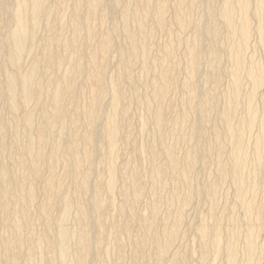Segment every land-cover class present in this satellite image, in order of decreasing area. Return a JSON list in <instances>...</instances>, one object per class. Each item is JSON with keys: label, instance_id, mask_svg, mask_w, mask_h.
<instances>
[{"label": "bare ground", "instance_id": "obj_1", "mask_svg": "<svg viewBox=\"0 0 264 264\" xmlns=\"http://www.w3.org/2000/svg\"><path fill=\"white\" fill-rule=\"evenodd\" d=\"M66 1L69 0H61L59 6L44 7V0H0V22L4 23V27H0V54L3 59V63L0 62V98H4L2 110L8 114V119H4L2 114L0 115V226L6 227L10 231L9 234L11 233L10 237L8 236L0 242V264H86L87 258L95 255L97 250H94V247L103 235L102 217L109 212V208H114L112 206L114 198L112 199V197L115 196L111 197V193L119 175L114 162L117 157L115 146L121 139L118 136L119 130H122L119 129V118H123L129 106L125 104L123 97L125 71L134 61L140 59V56L142 57L140 63L143 74L146 72L145 75H147L152 68L156 69L155 73L153 72L150 76L151 78L145 79V84L147 83L151 87V94L142 96V98L138 97L146 107L148 120L154 126V130L158 131H156V138L153 142L152 140L151 142L143 141V143L145 142L144 145L142 144L143 148L151 158L162 159L160 165L151 168L153 172L150 171V173L153 174H149L153 177L150 176L149 179L153 178L151 182L160 186L163 171L168 170L169 173L170 170L174 174V180L176 179L180 184L179 187H183L185 191L181 194L176 192L177 194L175 193L170 198L172 202L176 198L180 203V209L175 212L178 215L175 217L181 218L182 207L190 202L195 194L208 191L203 189L204 186L202 188L195 186L196 189L192 190L191 172L193 167L198 163L206 162L207 159H214L215 163L213 164H215L218 174L216 179L219 181L218 177L229 176L228 179L234 189V204L241 211V217L246 221L244 223L246 225L244 238H241L243 241L242 258L240 259L234 245L228 244L227 247L225 246L226 250L223 248L225 250L224 264H264V183L262 182V178H264V107H259V103L256 101L257 89L264 83V0H173L172 24L166 22L168 17L165 18L170 0H129V4L123 5V0H75L71 4L69 15H66L63 10ZM117 6H121L119 11L116 10ZM198 7L200 8L198 20H196L197 18L192 19L191 14L198 11ZM108 14L112 17V23L105 26ZM147 18H151L150 21H152L149 26L146 24ZM172 25L177 30L189 31L185 41L180 38V33L179 37L170 38V34L173 33ZM40 27L44 30L42 36L37 35V30ZM219 27L224 30L223 35L226 36V42L230 43L229 46L231 45L228 59L232 63L231 67L227 66L230 68L227 72L223 71L224 68L221 69L223 64L221 68L218 65L224 50L220 46L222 41L219 43L216 41L220 32ZM64 29L69 31L66 36H64L66 33ZM156 30H161V33L163 31L168 38L162 43L161 51L154 54L153 59L148 60L151 49V47L149 48L150 44L148 45V39L151 37L148 38V36ZM208 37L210 44L205 46V39ZM221 37L220 39H222ZM251 38L253 42L250 41ZM226 42L224 43L226 44ZM181 44H183L182 52L178 55L177 48ZM248 49H251L252 54L259 53L257 55H260L261 63L254 60V55H250L253 58L249 56L244 60L246 57H242L241 54L246 53ZM112 53L116 54L118 69L115 76L108 77L110 74L106 75V62L111 59ZM205 54L208 56L204 57L208 60L210 71L202 77L200 76L199 83H196V80L193 83L192 78L195 79V76L200 74V62ZM22 59L27 60V67L23 66ZM111 61L113 62V60ZM181 61L187 67V74L184 72L186 76L184 75L185 78L181 79L178 86L187 96L183 100V112L179 111V114L182 113L179 117L182 120L179 121L177 117L173 119H170V116L167 117L163 103L168 93L172 89H176L175 73L177 74V71L174 73V70ZM230 61L225 63H230ZM224 75L228 78V83L225 84H229V88L227 86V92H223V96L225 94L224 101L222 99L223 105L217 111L219 113L218 120L216 119L217 121L212 127L211 139L214 141L215 148H212L213 150L200 149L199 143L201 144L203 138L204 118L209 111L219 108L220 104L216 99L217 94L215 95L214 88ZM242 75L250 83V89L248 90L247 87L248 91L243 97H241ZM225 76L224 78H226ZM246 79L245 81H247ZM130 84L133 87L132 82ZM207 84L209 85L207 86ZM224 87L226 86L224 85ZM180 89L178 90L180 91ZM262 93L264 94V92ZM134 94L135 92L132 95L134 96ZM82 95L86 99L80 103L79 97ZM220 95L222 96L221 93ZM240 101H242L241 105L242 103L244 105L241 107L243 113L240 112L243 115L237 118L238 111L236 112V109ZM190 116L192 119L190 118L189 121L188 117ZM144 119L146 121L147 118L144 117ZM120 120L122 121V119ZM142 123H144L143 120ZM184 123L187 124L186 127H184L186 125ZM218 123L221 129H219ZM176 128L179 133L174 138L171 132ZM126 129H128L127 125ZM125 130L122 132L124 133ZM19 137L21 138L20 142H18ZM126 138L123 137L122 140L126 142ZM175 139L190 143L189 149L183 150L185 154L183 157L181 156L182 158L175 155L174 148L177 144ZM226 143L230 145V151H227V160H225L227 162L221 159L225 153ZM17 144L21 146L20 152H16L17 150L14 148ZM140 148L141 146L138 149ZM156 160L155 163H157ZM98 161L104 163V171L107 173L105 178L107 177V179L102 181V178L99 179L95 172L94 179L98 178V180L92 182L90 177L96 171L95 163H99ZM248 167L251 168L248 169ZM131 171L128 168L125 173L134 179L135 175ZM59 173L70 179L72 192H69L71 193L67 192L68 187L66 191L64 190L65 179L62 182L61 177L58 178ZM166 175L168 174L166 173ZM38 176H41L42 179V187H38L41 188L44 200L40 198L43 201L39 200L41 202L38 201L37 205L34 204L35 215L41 226L38 234H35L32 231L34 226L32 227L31 222L33 220L31 207L34 198L36 199L35 185L37 184L35 179ZM119 177L118 180L121 178ZM125 178L127 177L125 176ZM163 178L166 176L164 175ZM138 179L135 178L136 181ZM125 190L122 188V192ZM209 190L210 192H207L206 196L209 197L208 200L211 203L210 214L212 217L214 203L216 204V201L214 202L216 191L213 187ZM140 192V188L135 186L132 187L130 195L133 196V199H137ZM58 193L61 194L58 196L59 198L56 197ZM173 193L171 192V194ZM256 195L259 201L261 199L260 203L258 200L256 203ZM259 195L262 196L260 199ZM159 197L154 196L151 202L149 210L151 222L145 221L142 219L143 217L138 218L139 220L136 219L142 221V228H146L145 234L138 235L134 233V230L132 232L131 223H123L125 225H120V227L116 225L117 227L114 229L117 235L114 238L115 246L113 247L118 255L120 254L118 244L120 236L118 235L124 234L125 239L126 236L129 238L133 246L131 248H134L133 251L141 254L146 252V249H150L156 259L154 264H161L162 257L167 255L171 243L176 239L177 231L176 227L169 226L166 221L162 222L163 224L159 223V233L156 231L157 229H154L155 225L153 226V224L158 217L156 215L158 205H160L159 201H161ZM122 199L117 202L120 204H116L115 207H118L117 214L126 216L125 213H128L129 208H127L128 198L127 201ZM52 207H56V211H58L56 212L57 217H54L55 220L50 216ZM69 207H73L74 211H72L75 212L72 221L75 222L76 227L73 226V228H71L73 223L70 224V227L66 224ZM233 208L234 205L232 212ZM220 211L222 210L220 209ZM136 213L129 210L128 216L132 218L131 220ZM218 218L212 224L200 222L194 231L198 237L197 240L199 239L201 247H203V261L208 256L214 260L224 245H222L224 234L220 225L217 226L220 217ZM103 221L105 223L107 220ZM112 251L111 253L114 255ZM96 259L98 258L96 257ZM103 260L101 261L103 262ZM181 262L179 263L183 264V261ZM114 264H122V262L116 261Z\"/></svg>", "mask_w": 264, "mask_h": 264}, {"label": "rangeland", "instance_id": "obj_2", "mask_svg": "<svg viewBox=\"0 0 264 264\" xmlns=\"http://www.w3.org/2000/svg\"><path fill=\"white\" fill-rule=\"evenodd\" d=\"M7 1H10V0H7ZM52 1V2H51ZM72 1V2H71ZM75 0H69V1H66V5H64L63 6V10H64V12H66L65 14L66 15H69V13L71 12V4L74 2ZM126 1V2H125ZM131 1V0H130ZM129 0H123V2H122V5L123 4H129L128 2H130ZM173 0H170V4H169V6H168V8H167V10H166V15H165V18L166 17H168V18H166V22H169L170 24H172L171 22H172V13H173V11H174V9H173V2H172ZM68 2V3H67ZM57 3V4H56ZM172 3V4H171ZM61 4V0H44V7H50V6H52V5H56V6H59V5ZM171 7V8H170ZM121 8V6H117V8H116V10L117 11H119V9ZM65 9H67V10H65ZM69 9H70V11H69ZM198 9V11L196 10L195 11V13L193 14H191V17H192V19L194 18H197L198 17V14H199V7L197 8ZM172 12V13H171ZM198 12V13H197ZM68 13V14H67ZM172 14V15H171ZM109 14H108V19H107V21L105 22L106 24H105V26H107V24H108V26L109 25H111V23H112V17L110 16V19H109ZM151 20V18H147L146 19V24L149 26V24L152 22V21H150ZM196 20H198V18L196 19ZM195 20V21H196ZM111 21V22H110ZM2 25V26H1ZM148 26H146V27H148ZM0 27H4V23H2V22H0ZM220 29H218L220 32H219V34H218V39L216 40V41H218V43L220 42V41H222V42H220L221 43V45L220 46H222L221 48H222V55H221V58L219 59V61H218V65H219V67L221 68L223 65V67L221 68V69H223L224 68V72H227L230 68H227V66L228 67H231V61L228 59L229 58V56H228V51L231 49V45L229 46V44L230 43H227L226 42V36L225 35H223L224 34V30L223 29H221L222 27H219ZM171 29H172V32L173 33H171L170 34V38H174L175 36H180V34H181V36H180V38L181 39H183L184 41H185V39L187 38V36L189 35V31L188 30H177L176 28H175V26L174 25H172L171 26ZM174 29H176L175 30V32H174ZM65 30L66 29H64V32H65ZM158 31H159V33H158ZM179 31V32H178ZM184 31V32H183ZM63 32V33H64ZM68 32V33H67ZM187 32V33H186ZM41 33V34H40ZM180 33V34H179ZM44 34V30H43V28H38V30H37V35L38 36H42ZM69 34V31L68 30H66V33L64 34V36H66V35H68ZM173 34V35H172ZM179 34V35H178ZM185 34H186V36H185ZM151 35V36H150ZM149 36H148V38L149 37H151V38H149L148 39V45H149V48L151 47V49H150V56H151V54H152V56L150 57V56H148V60H151V59H153V56H154V54L156 55V54H158L160 51H161V49L160 48H163V44L162 43H164L165 42V40L168 38V36H166L165 34H164V32L162 31V33H161V30H156V31H154L152 34H150ZM222 38V39H220V37ZM163 37V38H162ZM165 37V38H164ZM223 37H225V38H223ZM160 38V39H159ZM210 38L208 37V38H206L205 39V46H208L209 44H210V40H209ZM220 39V40H219ZM150 40V41H149ZM159 42H158V41ZM224 40V41H223ZM250 41H252L253 42V39L251 38V40ZM224 42H226V44L224 43ZM251 42V43H252ZM156 43V44H155ZM153 44V45H152ZM207 44V45H206ZM154 46V47H153ZM159 46V47H158ZM226 47V50H225V47ZM229 46V47H228ZM182 47H183V44H181L178 48H177V53H178V55H180L181 54V52H182ZM154 52H153V51ZM157 50V51H156ZM159 50V51H158ZM152 52V53H151ZM224 52V53H223ZM227 52V53H226ZM246 52V51H245ZM258 53V52H257ZM257 53L255 52V53H251V49H248V51L246 52V53H244L243 52V54H241L242 55V57L244 56V57H246L244 60H246V59H248L249 58V56L250 55H254L253 57H254V60H256L257 62L258 61H260V63H261V57H260V55L258 56L257 55ZM224 54V55H223ZM245 54V55H244ZM247 54H249V55H247ZM259 54V53H258ZM113 55V56H112ZM112 55H111V59L110 60H108L107 62H106V75L108 76L109 74V76L108 77H113V76H115L116 74H117V69H118V67H116L117 65H116V54H114V53H112ZM208 57L206 54L205 55H203L202 56V58H201V62H200V67H199V71H200V74L199 75H197L198 76V80H197V76H195V79L194 78H192V81H193V83H195V80H196V83H199V80H201V78H200V76L202 77L203 75H205V74H207V72H209L210 71V68H209V64H207L208 63V60H207V58H205V57ZM226 58H225V57ZM252 56H250V57H252ZM112 57H114V58H112ZM252 57V58H253ZM256 57V58H255ZM2 58V55L0 54V62L1 63H3V59H1ZM142 57L140 56V59L138 58V63H137V61H134L133 63H132V65L130 66V68L128 69V70H126L125 71V78H124V80H125V84H123V97H124V102H125V104L128 106V109H129V111H128V109H126V111L127 112H125L126 114L125 115H123V118H119V129H122V130H119V132L121 133H118V136H119V138H121L120 139V141H118V143L120 144H118L117 143V145L115 146L116 148H115V152H116V158H115V166H116V170L119 172V175L118 176H120L119 178V180H118V176H117V181H116V184H115V187H114V190L112 191V193H111V197L112 196H115V197H112V199H113V204L114 205H112L114 208L113 209H111V208H109V212L106 214V215H104L103 217H102V227L104 228H102V230H103V237L101 236V239L96 243V245H95V247H94V250H97V252L95 251V255H93L91 258L89 257V258H87V260H86V264H114V263H116V261L117 262H122V264H142V263H144V264H154V263H156V259H155V257H154V255H153V253H152V251L150 250V249H146V252L144 251V252H142L141 254L140 253H137L135 250L133 251V249L134 248H131V247H133L132 245H131V243H130V240H129V238H127V236H126V239H125V237L123 236L124 234H119L118 236H120L119 237V239H118V244H119V248H120V254L118 255L117 253H116V249H114L115 247H113V246H115L114 245V243H115V237H116V231H115V229L114 228H116L117 226L118 227H120V225H125L126 223H131L132 225H131V227H132V232H133V230H134V233H137L138 235H143V234H145L144 233V231H146L145 229L146 228H142V221H138L139 219L138 218H142V219H144L145 221H148V222H151V220H150V206H151V202H152V199H153V197L154 196H160L159 197V200H161V201H159V204L160 205H158V210H157V215H156V217H157V219H155V222H154V224H153V226H154V229L159 233V228H160V224H163L162 222H167V223H169V226H173V227H176L175 229H176V231H177V236L175 237L176 239H174L173 240V242L175 241V243H171L172 245L170 246V248L168 249V251H167V255L165 254L163 257H162V259H161V261H160V263L161 264H180V263H182L181 261H183V264H185V262H186V264H206V262H207V264H224L225 263V250H226V247H227V245L229 244V245H234V247H235V249H236V251L238 252V255H239V257H240V259L242 258V256H243V241H242V239L244 238L243 236H244V229H245V224L244 223H246V221H245V219H243V217H241L242 216V213H241V211L235 206V204H234V189H233V186H232V184H231V181H230V179H228L229 178V176H225V178H224V176L223 177H218V179H219V181L216 179L217 178V176H218V174H217V170L215 169L216 168V166H215V164H213V163H215L214 162V159H207L206 160V162L204 163V162H202L201 164H196L194 167H193V169H192V172H191V183L193 184V185H191V188H192V190L193 189H196V188H198V187H200V188H202V186H204L203 187V189L205 188V189H207L208 191L207 192H210V188L211 187H213L214 189H215V191H216V193H215V200H214V202L216 201V204L214 203V212H213V214H212V217H211V214H210V208H211V203H210V201L208 200V198L209 197H207L206 195L208 194L207 192H202V194L201 193H198V194H195L194 196H193V198H192V200L190 201V202H188L187 204H185L184 206L186 207H182L183 209L181 210L183 213H181V218H176L175 216L176 215H178L177 213H175V212H177L179 209H180V203L178 202V200L175 198V200H173V202H172V200L170 199L171 198V196L172 195H174L176 192H178V194H181V193H184L185 191H184V188L183 187H179L180 186V184L178 183V181H176V179L174 180V174L169 170V173H168V170L165 172V171H163V173H165V174H163L162 173V176L164 177V175L166 176V178H163L162 177V182H161V184H160V186H157V185H155L154 184V182H151L152 181V179L153 178H151V179H149L150 178V176L151 177H153V175H150V174H153L152 172H153V168L157 165H160V163H161V161H162V159H159V158H157V160L156 159H153V158H151L150 156H149V154L147 153V151L143 148V145H144V143L146 142V141H150L151 142V140H152V142H153V140H154V138H156L155 136H156V134H157V130H154V126H152V124H151V122H150V120H148V117H147V115H146V113H147V111H145L146 110V107H145V105L143 106V102H142V100L141 99H139L138 97H140V98H142V96H149L150 94H151V87L150 86H148V84L146 83L145 84V79L146 78H148V77H150L152 74H153V72L155 73V71H156V69L154 68H152L150 71H149V73H147V75H145L146 74V72H144V74H143V70H142V68H141V59ZM144 58V57H143ZM223 59H224V62H222L223 61ZM226 59V60H225ZM2 60V61H1ZM111 60H113V62L111 61ZM206 60V61H205ZM230 61V63H225V62H229ZM24 61V62H23ZM205 61V62H204ZM22 64H23V66L24 67H27V65H28V63H27V60H24V59H22ZM115 62V63H114ZM136 62V63H135ZM109 63H111V64H109ZM135 63V64H134ZM115 64V65H114ZM140 64V65H139ZM221 64V65H220ZM223 64V65H222ZM227 64V65H226ZM135 65V66H134ZM182 65V66H181ZM183 64V62L181 61L180 63H179V67L178 66H176V68H177V70H176V68H175V70H174V73H175V71H177V74L175 73V77H176V80H177V86H176V89L174 88V89H172L171 90V92H169L168 93V95H167V97H166V99H165V101H164V103H163V105H164V108H166L165 109V113H167L166 115H167V117L169 118V116H170V119H173V118H175V117H177L178 119H179V121H181L182 120V118L180 119L179 117H181V114L182 113H180L179 114V111L181 112L182 110H184V104H183V100L185 99V96H187L186 95V93L184 92V91H182V89H180V87L178 86L180 83L179 82H181L184 78H185V76H186V74H187V67H185L186 65H184ZM133 66H134V68H133ZM138 66H140V67H138ZM114 67H115V71H114ZM182 67H184L185 69H183ZM203 67H205V68H203ZM133 68V69H132ZM140 68V69H139ZM179 68V69H178ZM207 68V69H206ZM131 69H132V71H131ZM136 69V70H135ZM227 69V70H226ZM155 70V71H154ZM179 70V71H178ZM184 70V71H183ZM226 70V71H225ZM111 71H112V73H111ZM140 71H141V75H140ZM152 71V72H151ZM206 71V72H205ZM179 72V73H178ZM186 74H185V73ZM203 72V73H202ZM115 73V74H114ZM130 74V77H129V74ZM151 73V74H150ZM202 73V74H201ZM179 74V75H178ZM185 75V76H184ZM147 76V77H146ZM178 76V77H177ZM225 76V75H224ZM224 76L221 78L222 80H220L219 81V83L215 86V90H214V92H215V95H216V99L219 101L218 103L220 104L219 105V108H218V110L216 109H213V111L211 110V111H209L208 112V114L206 115V118H204V122H203V138H202V140H201V144L199 143V147H201L200 149H202V148H204V149H211V150H213L214 148H215V146H214V141L211 139L212 138V127H213V124H214V122H216L217 120H218V112L217 111H219V109H220V107L223 105V101H224V96H225V94H224V96H223V92L224 93H226L227 92V86H228V88H229V84L227 85V84H225V83H228L227 81H228V78L226 79V78H224ZM243 77H241V97H243L244 96V94L250 89V83L248 82V80L246 79V78H244V75H242ZM137 77V78H136ZM141 77V78H140ZM145 77V78H144ZM143 78V79H142ZM151 78V77H150ZM178 78V79H177ZM243 78V79H242ZM1 79V78H0ZM129 79V80H128ZM136 79V80H135ZM141 79V80H140ZM182 79V80H181ZM194 79V80H193ZM245 79L247 80V81H245ZM138 80V81H137ZM244 80V81H243ZM138 82V84H137V82ZM139 81H140V84H139ZM127 82V83H126ZM132 82V86L133 87H131V83ZM143 82V83H142ZM135 85H134V84ZM248 83V84H247ZM128 84V85H127ZM219 84H220V87H219ZM130 85V86H129ZM137 85V86H136ZM140 85H141V87H140ZM144 85V86H143ZM209 84H207V86H208ZM224 85L226 86V87H224ZM135 86V87H134ZM245 86V87H244ZM264 83L263 84H261L260 86H259V88L257 89L258 91L256 92V101H258V106L260 107H264V94L262 93V92H264ZM127 87H128V89H127ZM226 88V89H224V88ZM247 87H248V90H247ZM125 88H126V90H125ZM135 88H136V90H135ZM219 88V89H218ZM245 90H244V89ZM263 88V89H262ZM137 89H138V91H137ZM178 89H180V91L178 90ZM130 90H132V91H130ZM150 90V91H149ZM176 90V91H175ZM219 90V91H218ZM224 90H226V91H224ZM263 90V91H262ZM130 93H129V92ZM221 91V92H220ZM135 92V94H134V96L132 95L133 93ZM180 92V93H179ZM219 92V93H218ZM243 92V93H242ZM259 92V93H258ZM149 93V94H148ZM220 93L222 94V96L220 95ZM131 94V95H130ZM138 96H137V95ZM185 94V95H184ZM262 94H263V96H262ZM129 95H130V97H129ZM135 95H136V97H137V99H136V97H135ZM259 95H261L262 97L260 98V96ZM182 96H184V97H182ZM81 97H82V100H81ZM81 97H79V101H80V103H82V102H84L85 101V99H86V97L84 96V95H82ZM134 97V99H132ZM171 97V98H170ZM222 97V98H221ZM84 98V99H83ZM168 98H169V100H168ZM183 98V99H182ZM219 98V99H218ZM261 99V101H260V99ZM128 99H129V101H128ZM136 99V100H135ZM179 99H180V101H179ZM182 99V100H181ZM222 99H223V101H222ZM132 100H135V101H132ZM140 100V101H139ZM168 100V101H167ZM178 100V101H177ZM221 100V101H220ZM1 101H2V103H1ZM263 101V102H262ZM4 98L2 97V98H0V115L2 114V116L4 117V119H8V114H6L5 113V111L4 110H2V108H3V106H4ZM127 102V103H126ZM130 102V103H129ZM135 102V103H134ZM167 102V103H166ZM241 102L242 101H240V104L238 105V108L236 109V112L238 111V113H236V117L238 118V116H239V118L243 115V114H241L240 112H242L243 113V108H241V107H243L244 105H243V103H242V105H241ZM142 103V104H141ZM131 104V105H130ZM133 104H135V105H133ZM262 104V105H261ZM165 105H166V107H165ZM180 106V107H179ZM133 107V108H132ZM241 109H240V108ZM240 109V110H239ZM134 111V112H133ZM136 111V112H135ZM178 111V112H177ZM140 112V113H139ZM183 112V111H182ZM172 113V114H171ZM177 113V114H176ZM240 113V114H239ZM133 114V115H132ZM238 114V115H237ZM129 115V116H128ZM140 115V116H139ZM180 115V116H179ZM208 115H209V117H208ZM211 115H212V117H211ZM5 116H7L6 118H5ZM126 117V118H125ZM144 117L145 118H147L146 119V121H145V119H144ZM125 118V119H124ZM192 119V117L190 116V117H188V120L190 121L191 119ZM209 118V119H208ZM120 119H122V121L120 120ZM213 119H215V120H213ZM217 119V120H216ZM124 120V121H123ZM126 120V121H125ZM142 120H143V122L145 123V125H144V123H142ZM185 121V120H184ZM146 122H147V124H146ZM148 122H150V123H148ZM125 123V124H124ZM141 123V124H140ZM120 124H122V125H120ZM184 124H186V123H184ZM183 124V125H184ZM208 126H207V125ZM126 125H127V127H128V129H126ZM140 125V126H139ZM218 126H219V129H221V127H220V125H219V123L217 124ZM187 126V124L186 125H184V127H186ZM211 126V127H210ZM121 127V128H120ZM123 127V128H122ZM137 127V128H136ZM143 127H145V128H143ZM129 128H130V130H129ZM83 129V128H82ZM126 129V130H125ZM139 129H140V131H139ZM153 129V130H152ZM123 130H125L124 131V133L122 132ZM178 129L176 128V129H174V131H172L171 133H172V137H176L175 135H178V131H177ZM127 131V132H126ZM154 131V132H153ZM157 131V132H156ZM177 131V132H176ZM206 131V132H205ZM129 132V133H128ZM253 132H254V130H253ZM151 133V134H150ZM174 133V134H173ZM177 133V134H176ZM123 134V135H122ZM124 135H126V136H124ZM128 135H129V138H128ZM140 135V136H139ZM145 135V136H144ZM154 135V136H153ZM151 136V137H150ZM153 136V137H152ZM123 137L124 138H126V142H125V140L123 141L122 139H123ZM143 138H145V139H143ZM150 138V139H149ZM18 142H20L21 141V138L19 137L18 138ZM139 140V141H138ZM142 140V141H141ZM175 140H177V144H176V146H175V148H174V152H175V155L176 156H178V158H182L184 155L183 154H185L184 153V151H186V150H188L189 149V147H190V143L188 142L187 143V141H181L180 139V141L178 140V139H175ZM143 141H145L144 143H143ZM206 141V142H205ZM212 141V142H211ZM181 142V143H180ZM124 143V144H123ZM133 143V144H132ZM140 143V144H139ZM211 143V144H210ZM130 144V145H129ZM139 144V145H138ZM143 144V145H142ZM207 144V145H206ZM16 145V144H15ZM178 145V146H177ZM121 146V147H120ZM133 146V147H132ZM141 146V148L140 149H138L139 147ZM225 153H224V156H222L221 157V159L223 160V161H225V160H227V155H228V152L230 151V145H229V143L227 144H225ZM21 146L20 145H18L17 144V146H14V148L17 150H15L16 152H20L21 151V148H20ZM135 147H137L136 149H135ZM121 148V149H120ZM182 148H184V149H182ZM213 148V149H212ZM141 149H142V151H141ZM203 149V150H204ZM144 150V151H143ZM184 150V151H183ZM142 153H141V152ZM228 151V152H227ZM118 152V153H117ZM122 152V153H121ZM144 152H145V154H144ZM143 154V155H141V154ZM249 154H250V152H249ZM139 155V156H138ZM138 156V157H137ZM149 156V157H148ZM182 156V157H181ZM224 158H226V159H224ZM152 159V160H151ZM138 160V161H137ZM155 160H156V162L157 163H155ZM103 162H104V160H102ZM153 161V162H152ZM213 161V162H212ZM99 162V161H98ZM150 162V163H149ZM225 162H227V161H225ZM100 163V164H99ZM99 163H95V170L96 171H94V173L93 174H91L92 176L90 177V179H91V181L93 182V181H96V180H98V178L99 179H101L102 181H104V180H106L107 179V177L105 178V175L107 176V173H105L106 171H104L105 170V168H104V163H102L101 161L99 162ZM151 164V165H150ZM97 166V167H96ZM118 166V167H117ZM127 166V167H126ZM131 166V167H130ZM147 166V167H146ZM149 166H150V168H149ZM152 166V167H151ZM198 166V167H197ZM101 167V168H100ZM146 167V168H145ZM120 168V169H119ZM128 168H129V170L135 175V178L137 179V178H139L138 179V181H136L135 180V178L134 179H132V178H130V176L128 177V175L125 173L126 171H128ZM152 168V169H151ZM214 168V169H213ZM251 167H248V169H250ZM137 169H139V170H137ZM144 169V170H143ZM197 169H200V170H197ZM120 170H122V171H120ZM197 170V171H196ZM213 170V171H212ZM99 173H98V172ZM150 171H152L151 173H150ZM216 171V172H215ZM97 174H96V173ZM103 172V173H102ZM101 173V174H100ZM150 173V174H149ZM166 173L168 174V175H166ZM208 173V174H207ZM210 173V174H209ZM215 173V174H214ZM62 173H59V176H58V178L60 179V177H61V181L63 180L64 181V179H65V181L63 182L64 183V190L66 191V188H67V192H69V191H71L72 192V190H71V188H72V186H71V183H70V179L67 177V176H65L64 174H63V176L61 175ZM97 175V177L98 178H95L94 179V177H96V175ZM98 174H100V175H98ZM103 174V175H102ZM138 174H140V175H138ZM171 174H172V177H170L171 176ZM217 174V175H216ZM61 175V176H60ZM122 175V176H121ZM216 175V176H215ZM101 176V177H100ZM125 176L127 177V178H125ZM137 176V177H136ZM193 176V177H192ZM201 176V177H200ZM39 177V178H38ZM38 177H36V179H35V183L37 184V185H35V187H36V199L34 198V202H33V205H32V207H31V213H33V215L31 214V218L33 219V220H31V222H32V227L34 228H32V231L35 233V234H38V231H40V229H41V226H40V224H38V222H39V220H37V216L35 215V213H36V208H35V205H37V203H38V201L39 200H41V201H43L44 199V195L42 194V191H41V188H39L41 185H42V179H41V176H38ZM142 179H141V178ZM168 177V178H167ZM227 177V178H226ZM126 179L125 181H124V179ZM202 178V179H201ZM221 178H222V180L224 181V183H223V181L221 180ZM67 179V180H66ZM94 179V180H93ZM129 179V180H128ZM167 179V180H166ZM225 179H227V180H225ZM136 182H135V181ZM140 180V181H139ZM169 180H171L172 181V183H171V181H169ZM175 182H174V181ZM202 180V181H201ZM216 180V181H215ZM119 181H120V183H119ZM145 181V182H144ZM193 181V182H192ZM218 181V182H217ZM230 181V182H229ZM39 184H38V183ZM69 182V183H68ZM130 182V183H129ZM210 182V183H209ZM216 183V185H215V183ZM262 182L264 183V178H262ZM66 183V184H65ZM144 183V184H143ZM212 183V184H211ZM218 183V184H217ZM123 185V186H121L122 188H123V190H125V186H126V192L124 191V192H122V188L120 187V185ZM133 184V185H132ZM155 186H154V185ZM162 184H163V187H162ZM165 184V185H164ZM209 184V186H207ZM69 185V186H68ZM118 185V186H117ZM140 185V186H139ZM147 185V186H146ZM152 187H151V186ZM39 186V187H38ZM131 186V187H130ZM139 187L140 188V190H141V192H140V195H139V197L136 199V198H134L133 199V196L132 195H130L131 193V190H132V187ZM150 186V187H149ZM154 186V187H153ZM158 188H157V187ZM195 186H196V188H195ZM206 186V187H205ZM42 187V186H41ZM116 187L119 189H117L116 190ZM141 187H142V189H141ZM162 189H161V188ZM221 187V188H220ZM38 188V189H37ZM130 190H129V189ZM176 188H178V189H176ZM179 188H180V191H179ZM230 188V189H229ZM39 189H40V191H39ZM153 189V190H152ZM170 189H172V190H170ZM174 189V190H173ZM129 190V191H128ZM146 190V191H145ZM163 190V191H162ZM177 190V191H176ZM226 190V191H225ZM232 190V191H231ZM120 191V192H119ZM128 191V192H127ZM157 191V192H156ZM162 191V192H161ZM187 191V190H186ZM71 192H69V193H71ZM153 192H154V194H153ZM159 192V193H158ZM169 192V193H168ZM171 192L173 193V194H171ZM180 192V193H179ZM227 192V193H226ZM39 193V194H38ZM122 193H124V194H122ZM149 193V194H148ZM206 193V194H205ZM113 194V195H112ZM115 194V195H114ZM160 194V195H159ZM170 196H169V195ZM177 194V193H176ZM205 194V195H204ZM227 194V195H226ZM61 194H57V196L56 197H58V196H60ZM123 195V196H122ZM125 195H126V197L128 198V202H127V208H128V213H129V210H132V212H137L136 214H135V216H134V218H133V220H131L132 218H130V216H128L129 214L128 213H125L126 214V216L123 214V216L122 215H119V214H117L118 213V207L116 206L115 207V205L116 204H120V203H117V202H120L121 201V199H122V197H123V199L125 200L126 199V201H127V198L125 197ZM164 195V196H163ZM258 195V194H257ZM256 195V196H257ZM141 196V197H140ZM150 196V197H149ZM260 197H259V199L262 197L261 195H259ZM170 199H168V198ZM40 198H42V199H40ZM59 198V197H58ZM119 198V199H118ZM132 198V199H131ZM140 198V199H139ZM149 198V199H148ZM167 198V199H166ZM197 198V199H196ZM258 198V196L256 197V203H257V199ZM88 199H89V195H88ZM122 199V200H123ZM115 200V201H114ZM133 200V201H132ZM135 200V201H134ZM136 200H138V201H136ZM200 200V201H199ZM225 200H227V201H225ZM41 201H39V202H41ZM174 201H175V203H174ZM260 201H261V199H260ZM260 201L258 200V203H260ZM132 202V203H131ZM168 202H170V204H168ZM129 203V204H128ZM173 203V205H171ZM231 203V204H230ZM35 204V205H34ZM139 204V205H138ZM146 204V205H145ZM176 204V205H175ZM208 204V205H207ZM131 205V206H130ZM136 205V206H135ZM169 205V206H168ZM179 205V206H178ZM218 205V206H217ZM231 205V206H230ZM233 205H234V208H233V212H232V207H233ZM34 206V207H33ZM111 206V207H112ZM119 206V205H118ZM146 206V207H145ZM171 206V207H170ZM173 206V207H172ZM131 207H133V208H131ZM178 207V208H177ZM201 207H203V208H201ZM216 207V208H215ZM221 207V208H220ZM238 209H236V208ZM69 208H70V210H69ZM68 208V215H67V219H68V222H66V224L68 225V227H70L71 225L70 224H72V227L71 228H73V226L74 227H76L75 225V222L74 221H72V220H74V215H73V213H75V212H73L74 211V208L73 207H69ZM147 208V209H146ZM115 209V210H114ZM185 209V210H184ZM216 209V210H215ZM220 209L222 210V211H220ZM57 210V208L56 207H52V209L50 210V216H51V218H53L54 220L56 219V218H54V217H57V213L56 212H58V211H56ZM73 210V211H72ZM170 210V211H169ZM204 210V211H203ZM208 212H207V211ZM225 210V211H224ZM141 211V212H140ZM143 211V212H142ZM165 211V212H164ZM199 211V212H198ZM216 211V212H215ZM221 213H220V212ZM230 211V212H229ZM52 212H53V214H52ZM70 212V213H69ZM116 212V213H115ZM170 212H172V213H170ZM72 213V214H71ZM111 213V214H110ZM174 213V214H173ZM233 213V214H232ZM235 213V214H234ZM69 214H70V216H69ZM139 214H142V215H139ZM216 214H218V215H216ZM219 214H220V216H219ZM109 215V216H108ZM145 215H148V216H145ZM184 215V216H183ZM196 215V216H195ZM230 215H231V217H230ZM236 215H238V217H236ZM36 216V217H35ZM117 216H119V217H117ZM145 216V217H144ZM199 216H200V218H199ZM202 216H203V218H202ZM34 217V218H33ZM72 217V218H71ZM135 217H137V218H135ZM213 217H215L214 219H213ZM218 217H220V220H218L217 221V224H218V222H219V224L217 225V226H219L220 225V229H221V231H222V233L224 234L222 237L224 238H222V245L224 246H222V249L219 251V253L216 255V257L214 258V260H213V258L211 257V256H208V257H205V260L203 261L202 259V251H203V247H201L202 245L200 244V242H199V239L197 240V235H196V233L194 232L195 231V229H196V227H197V224H199L200 222H202V221H204V222H206V223H208V224H212L214 221H215V219L216 218H218ZM113 218V219H112ZM117 218V219H116ZM121 218V219H120ZM123 218V219H122ZM148 219V220H146V219ZM175 218H176V220H175ZM183 218V219H182ZM186 218V219H185ZM199 218V219H198ZM238 218V219H237ZM240 218V219H239ZM120 219V220H119ZM136 219H138V220H135ZM172 219V220H171ZM179 219V220H178ZM182 219V220H181ZM193 219V220H192ZM202 219V220H201ZM208 219V220H207ZM219 219V218H218ZM226 219V220H225ZM229 221H228V220ZM237 219V220H236ZM103 220H107L105 223H103L104 221ZM199 220V221H198ZM232 220V221H231ZM240 220V221H239ZM243 220H244V222H243ZM67 221V220H66ZM111 221V222H110ZM123 221V222H122ZM131 221V222H130ZM156 221H157V223H156ZM170 221V222H169ZM174 221V222H173ZM237 221V222H236ZM33 222H35V223H33ZM136 222V223H135ZM178 223L177 225L175 224V223ZM231 222V223H230ZM233 222H235V223H233ZM112 223H114V224H112ZM115 223H117V224H115ZM123 223H125V224H123ZM160 223V224H159ZM224 223H225V225H224ZM239 223V224H238ZM104 224H105V226H104ZM159 224V225H158ZM229 224V225H228ZM244 224V225H243ZM108 225V226H107ZM112 225H113V227H112ZM117 225V226H116ZM142 225V226H141ZM176 225V226H175ZM239 225V226H238ZM37 226V227H36ZM227 226V227H226ZM232 226V227H231ZM234 226V227H233ZM1 227V229H0V242H1V240L2 239H4V238H8V236L9 235H11V233L9 234V230L6 228V227H2V226H0ZM106 227V228H105ZM109 227V228H108ZM113 229H112V228ZM134 227V228H133ZM157 227V228H156ZM239 227V228H238ZM244 227V228H243ZM38 228V229H37ZM231 228V229H230ZM237 228V229H236ZM108 229H112L111 231H109ZM137 229V230H136ZM227 229V230H226ZM240 229V230H239ZM101 230V231H102ZM107 230V231H106ZM232 230V231H231ZM115 231V232H114ZM155 231V232H156ZM181 231H182V233H181ZM225 231H226V233H225ZM239 231H241L240 233H239ZM37 232V233H36ZM106 232H108V233H106ZM110 232V233H109ZM142 232V233H141ZM179 232V233H178ZM6 233V234H5ZM106 233V234H105ZM231 233V234H230ZM238 234V236H237V234ZM3 234H5V235H3ZM105 234V235H104ZM114 236H113V235ZM229 234H230V236H229ZM234 234V235H233ZM108 235V236H107ZM112 235V236H111ZM2 236H4V237H2ZM181 236V237H180ZM194 236V237H193ZM241 236V237H240ZM10 237V236H9ZM108 237V238H107ZM191 238V239H190ZM235 238V239H234ZM242 238V239H241ZM232 239V240H231ZM239 239V240H238ZM102 240V241H101ZM127 242H126V241ZM177 240V241H176ZM192 240V241H191ZM197 240V241H196ZM228 240V241H227ZM107 241H108V243H107ZM122 241V242H121ZM225 243H224V242ZM235 241V242H234ZM236 241H237V243H236ZM99 242H100V244H99ZM111 242V243H110ZM108 245H107V244ZM113 243V244H112ZM127 243V244H126ZM199 243V244H198ZM231 243V244H230ZM237 244V245H236ZM111 245V246H110ZM236 245V246H235ZM240 245V246H239ZM103 246H105V247H103ZM106 246H107V248H109V249H107L106 248ZM129 246V247H128ZM198 246V247H197ZM226 246V247H225ZM103 248H106L105 250H107L108 252H106ZM122 248H123V250H122ZM180 248V249H179ZM197 248H199V249H197ZM225 250H224V249ZM112 249H114V251H112ZM172 250V251H171ZM199 250H201V251H199ZM43 251V250H42ZM102 251H105V252H102ZM110 251V252H109ZM111 251L113 252V254L114 255H112V253H111ZM240 251V252H239ZM101 252V253H100ZM172 252V253H171ZM199 252V253H198ZM104 253V254H103ZM105 253H106V255L108 256H106L105 255ZM134 253V254H133ZM145 253H147V254H145ZM44 254V253H43ZM111 254V255H110ZM118 256H117V255ZM171 254V255H170ZM175 254V255H174ZM178 254H179V256H178ZM200 254V255H199ZM100 255H102V256H100ZM105 257H104V256ZM110 255V256H109ZM128 255V256H127ZM137 255V256H136ZM173 255V256H172ZM0 256H1V252H0ZM99 256H100V260H99ZM116 256V257H115ZM122 256H123V258H122ZM144 256H146V257H144ZM148 256V257H147ZM171 256V257H170ZM193 256V257H192ZM201 256V257H200ZM96 257L98 258V259H96ZM107 257V259H104L103 260V258H106ZM112 257V258H111ZM128 257V258H127ZM133 257V258H132ZM179 257V258H178ZM95 258V259H94ZM102 258V259H101ZM117 258V259H116ZM120 258V259H119ZM148 258H149V261H148ZM171 260H170V259ZM181 258H183V259H181ZM219 258V259H218ZM179 259H180V261H179ZM186 259V260H185ZM188 259V260H187ZM0 260H1V257H0ZM101 260H103V262L101 261ZM124 260V261H123ZM153 260V261H152ZM170 260V261H169ZM172 260H174V261H172ZM185 260V261H184ZM199 260V261H198ZM210 260V261H209ZM97 261V262H96ZM193 261V262H192ZM52 262H54L53 260H52ZM96 262V263H95ZM107 262V263H106ZM127 262V263H126ZM149 262V263H148ZM151 262V263H150ZM171 262V263H170ZM180 262V263H179ZM204 262V263H203ZM210 262V263H209ZM158 264V263H157Z\"/></svg>", "mask_w": 264, "mask_h": 264}]
</instances>
